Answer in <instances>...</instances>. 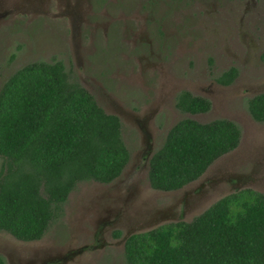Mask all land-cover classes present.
<instances>
[{"label": "rangeland", "instance_id": "1", "mask_svg": "<svg viewBox=\"0 0 264 264\" xmlns=\"http://www.w3.org/2000/svg\"><path fill=\"white\" fill-rule=\"evenodd\" d=\"M36 61H62L121 118L130 163L115 183H80L40 241L0 231L6 264H126L115 233L191 222L240 190L264 194V123L247 108L264 93V0H0V89ZM232 67L236 81L219 85ZM183 90L211 100V111L180 112ZM185 118L233 121L240 145L183 189L154 190L149 159Z\"/></svg>", "mask_w": 264, "mask_h": 264}, {"label": "trees", "instance_id": "2", "mask_svg": "<svg viewBox=\"0 0 264 264\" xmlns=\"http://www.w3.org/2000/svg\"><path fill=\"white\" fill-rule=\"evenodd\" d=\"M70 75L62 61H37L17 70L0 90V231L21 242L41 240L80 183H112L130 162L120 119ZM237 76L231 68L217 81L229 86ZM176 106L192 115L211 110L208 100L186 91ZM247 108L264 123V93L249 99ZM241 138L240 126L226 119L181 120L150 160L151 187L183 189ZM124 258L126 264H264V194L240 190L191 222L132 235ZM0 264H6L2 256Z\"/></svg>", "mask_w": 264, "mask_h": 264}, {"label": "flooded vegetation", "instance_id": "3", "mask_svg": "<svg viewBox=\"0 0 264 264\" xmlns=\"http://www.w3.org/2000/svg\"><path fill=\"white\" fill-rule=\"evenodd\" d=\"M36 62H37V61H36ZM33 63H34V62H33ZM27 65H28V64H27ZM24 67H25V66H24ZM232 68H234V67H232ZM230 69H231V68H230ZM230 69H229V70H230ZM226 72H227V71H226ZM224 73H225V72H224ZM224 73H223V74H224ZM223 74H222V75H223ZM222 75H220V76H222ZM220 76H219V77H220ZM219 77H218V78H219ZM237 77H238V76H237ZM9 78H10V77H9ZM9 78H8V79H9ZM218 78H217V79H218ZM8 79H7V80H8ZM236 79H237V78H236ZM236 79H235V81H236ZM7 80H6V81H7ZM77 80H78V79H77ZM235 81H234V82H235ZM216 82H217L219 85L223 86V87H228V86H225V85L220 84L217 80H216ZM234 82H233V83H234ZM233 83H232L231 85H233ZM3 85H4V84H3ZM231 85H229V86H231ZM85 89H86V88H85ZM0 90H1V89H0ZM87 91H88V90H87ZM183 91H186V90H183ZM183 91H181V92H183ZM88 92H89V91H88ZM181 92H180V93H181ZM186 92L191 93L190 91H186ZM89 93H90V92H89ZM180 93H179V94H180ZM90 94L92 95V93H90ZM179 94H178V95H179ZM191 94H192V93H191ZM178 95H177V97H178ZM192 95H193V96H196V95H194V94H192ZM92 96H93V95H92ZM93 97H94V96H93ZM177 97H176V103H177ZM198 97H201V96H198ZM94 98H95V100H96V97H94ZM202 98H204V97H202ZM252 98H253V97H252ZM252 98H250V99H252ZM204 99L208 100V101L211 103V108H212V102H211V100H209V99H207V98H204ZM96 101H97V100H96ZM97 103H98V102H97ZM98 104H99V103H98ZM99 106H100V105H99ZM176 107H177V106H176ZM177 109H178V108H177ZM178 110H179V109H178ZM179 111H180V110H179ZM210 111H211V110H210ZM210 111H209V112H210ZM180 112H181V111H180ZM209 112H208V113H209ZM205 114H207V113H205ZM113 115H114V114H113ZM191 115H192V114H191ZM197 115H202V114H197ZM115 116H117V115H115ZM117 117H118V118L120 119V121H121V118H120L119 116H117ZM252 118H253V117H252ZM226 120H227V119H226ZM229 121H230V120H229ZM179 122H180V121H179ZM232 122H233V121H232ZM121 123H122V121H121ZM234 123H235V122H234ZM258 123H259V122H258ZM236 124H237V123H236ZM141 125L143 126V124H141ZM175 125H176V124H175ZM175 125H174V126H175ZM237 125H238V124H237ZM137 126H138L139 128L141 127L140 124H139V122L137 123ZM174 126H173V127H174ZM173 127H172V128H173ZM172 128H171V129H172ZM122 129H123V128H122ZM166 137H167V136H166ZM241 139H242V138H241ZM240 142H241V141H240ZM239 145H240V144H239ZM237 148H238V147H237ZM237 148H236V149H237ZM236 149H235V150H236ZM235 150H234V151H235ZM232 152H233V151H232ZM153 155H154V154H153ZM153 155H152V157H153ZM224 156H225V155H224ZM152 157H151V158H152ZM151 158L149 159V163H148V174H149V168H150V160H151ZM219 159H220V158H219ZM129 163H130V162H129ZM129 163H128V164H129ZM127 166H128V165H127ZM1 168H2V167H1ZM124 171H125V170H124ZM123 173H124V172H123ZM121 176H122V175H121ZM121 176H120V177H121ZM120 177H119V178H120ZM119 178H118V179H119ZM118 179H117V180H118ZM117 180H115V181L112 182V183H115ZM148 180H149V179H148ZM84 183H85V182H84ZM94 183H97V182H94ZM112 183H109V184H101V185H110V184H112ZM98 184H100V183H98ZM252 190H253V189H252ZM70 195H71V194H70ZM70 195H69V197H70ZM229 195H230V194H229ZM103 233H104V235L106 234V227L104 228ZM119 233H120V232H119ZM142 233H143V232H142ZM144 233H145V232H144ZM115 234H116V233H115ZM135 234H139V233H135ZM135 234H131V235H129V234L122 235V233H120V236H119V237H116V236H115V237H116L117 239H122V241L124 242V248H125V244H126L128 238H129L130 236H132V235H135ZM42 239H43V238H42ZM39 241H40V240H39ZM34 242H36V241H34ZM25 243H26V242H25ZM29 243H30V242H29Z\"/></svg>", "mask_w": 264, "mask_h": 264}]
</instances>
